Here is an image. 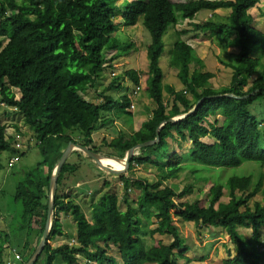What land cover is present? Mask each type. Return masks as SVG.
<instances>
[{"label": "trees", "instance_id": "1", "mask_svg": "<svg viewBox=\"0 0 264 264\" xmlns=\"http://www.w3.org/2000/svg\"><path fill=\"white\" fill-rule=\"evenodd\" d=\"M117 1L0 0V102L22 114L31 134L27 143L36 145L42 158L24 173L14 196L19 205V227L26 233L24 248L29 250L25 258L15 252L21 258L20 264L30 261L42 240L49 203L45 190L50 188L64 147L74 143L122 163L131 148L155 140L163 122L158 143L136 149L126 173L116 168L109 171L107 164L79 149L71 151L58 175L50 235L34 264L42 255L46 264L57 260L64 264H119L116 256L101 248L103 243L105 248L111 244L118 249L120 264H180V260H188L185 254L191 247L175 220L194 223L204 230L224 229L235 245V255L231 257L228 250L229 259L224 264H264L260 262L264 251V204L255 200L261 183L254 184L252 176L224 177L227 169L249 162L264 165V70H260L264 33L254 27L252 14L261 0ZM220 9H231L227 19L217 22L210 18L191 23L189 28L183 26L201 11L214 16ZM118 15L120 25L132 28L140 23L150 34L146 97L155 102L156 108L138 131L131 127L130 132H119L98 147L92 137L102 124L125 116L132 126L129 110H133L130 107L135 101L123 92L130 87L142 90L143 85L141 72L134 69L112 72L114 61L124 54V45L115 37ZM170 26L177 39L169 50V67L176 71L181 90L164 85L160 66L165 51L163 37ZM194 32L216 33L226 48L237 49L235 64L219 58V69H232L228 86H211L215 74L205 70L204 60L183 40ZM111 51L114 55L109 57ZM106 72L115 75L98 93ZM96 94L101 101L95 100ZM167 95L172 101L165 99ZM201 100L192 114L176 123L167 122L191 112ZM255 104L261 105V119L254 112L258 108ZM184 145L189 148L180 153ZM28 150L8 136L0 123V172L6 168L2 163L4 152L9 153L8 163L13 166ZM84 162L87 168L96 164L105 171L78 177L76 172ZM148 167L155 170L153 180L137 176L138 170ZM186 171L194 180L180 189L174 182ZM219 174L222 181L218 180ZM194 181L213 183L207 198L186 200L194 194ZM84 185H89L87 191ZM75 189L90 195V221ZM224 190L228 202L221 201ZM132 193L136 196L131 203ZM251 200L256 202L253 206ZM61 214L73 219L76 232L71 244L53 247L51 242L56 238H68L62 229ZM17 220L0 214L1 226L7 225L3 244L9 243L12 235L7 228ZM242 227L251 229L249 239L241 234ZM155 234L166 235L172 241L154 240L146 249L139 236L152 240ZM8 247L0 244L4 262L11 254L9 249L5 256L4 248Z\"/></svg>", "mask_w": 264, "mask_h": 264}, {"label": "rangeland", "instance_id": "2", "mask_svg": "<svg viewBox=\"0 0 264 264\" xmlns=\"http://www.w3.org/2000/svg\"><path fill=\"white\" fill-rule=\"evenodd\" d=\"M123 0H118L117 4H121ZM130 1V0H128ZM182 1V0H180ZM207 14L208 11H202L200 13ZM228 12V16L225 17L226 19L229 17L230 13H231V9L227 11ZM252 14L254 16V27H256L257 29H259L262 33H264V0H261V4L258 5L256 8L252 9ZM215 21H220L218 17L215 18ZM120 22V15L117 16V18L115 19V23L117 26H119ZM185 26V25H184ZM131 30V31H130ZM144 30V31H143ZM143 30L141 29V27H136L133 29H126V30H122L120 29V32L117 33V35L115 36L117 38V40L120 42V44H128L130 42H132L129 50H133L134 53V58L131 57L129 59L130 64L127 66V68H138V70L141 72L142 74V90L140 92V94L138 96H133V90L134 88L130 87V90L127 92H123V94L128 95L129 98L133 99L136 103L135 105V109L133 110V113L135 116H137V114H139V112H141V107L138 106L137 104L139 103V99L141 97H146V93H147V85H148V79H147V71L148 70V60L146 57H144V52L147 49L148 44L151 41L150 38V34L148 33L147 30H145L143 28ZM197 35L193 36H200L202 33L200 32H196ZM205 33V32H204ZM130 36V37H129ZM201 37V36H200ZM206 38V45L207 46V50H208V55H207V59H206V63H207V71L213 72L215 74V77L211 80V86L214 89H220L222 87L228 86L229 82L231 81V77H232V69L229 67H221L220 69L217 70V68L215 67V59L212 56V51H214V55L216 54V50L219 52L218 56L223 55L224 58L223 60L226 61L227 64H235V56L234 55H229L230 53L228 52H237V49L234 47H229L226 48L225 45L222 43V41L219 39V36L216 33H212V32H206V34H203V38ZM127 38H131L129 39V41L127 40ZM198 38V37H197ZM218 38V39H217ZM176 36L174 33V29L172 26H170L166 32V34L163 37V43H164V53L165 56H162V58L160 59V66L161 69L164 73V85L168 84V85H174L176 88L178 87H182L178 77L175 75V73H173V71H171V73L169 72V70H171V68L169 67V63H170V56H169V50L171 49L173 43L176 41ZM186 39V40H184ZM183 40L185 42H187L188 44L193 43V40L190 41V39L187 40L186 37L183 38ZM126 41V42H125ZM125 42V43H123ZM226 52H225V51ZM210 51V52H209ZM112 52L108 53L111 54ZM228 54V55H227ZM105 55L107 57V52H105ZM146 58V59H145ZM261 71L264 70V60H262V64H261ZM111 76V74L109 72H106L103 75V79H101L100 83L101 87L100 90L104 88V86L107 85L109 79L108 77ZM102 80L103 85H102ZM16 92V91H15ZM107 96H109L108 93H106ZM16 96L19 97V93L16 92ZM1 98V97H0ZM165 99L167 101H172L171 98L167 96H165ZM254 106H258L257 109L254 110V112L256 113V115L258 116L259 119H261L260 117L262 116V114H258V112H260V106L261 105H254ZM253 106V107H254ZM252 107V110H253ZM262 107V110L264 112V107ZM264 115V113H263ZM126 118V117H125ZM219 121L221 122L223 120V118L220 116L218 117ZM0 123L3 124L6 127L8 136L12 135L16 140L20 141L21 147L24 150H28L30 148H32L31 150H28L26 152V155L20 159V161H18L15 165L13 166H9V153L4 152L2 154V163L3 165L6 167L4 168V170H1L0 172V214L4 215V216H10L12 218H14L15 220H17V216L19 214V205L18 203L15 202L14 200V196L16 194V189H17V184L18 182L23 178L24 173L29 170L32 169L33 166H35L37 163L41 162L42 158L40 156V153L38 152V148L36 145H32V144H28L27 141L29 140L30 137V131L28 129V127L25 125L24 122V118L22 116V114H20L17 111H13L11 109H8L6 107L5 104H3L2 102H0ZM140 123V122H139ZM140 124H138L136 126V128L139 127ZM114 126V125H113ZM112 129H116V127H111ZM124 132H127L126 129L122 130ZM116 134V133H115ZM110 136H113L114 133L113 132H109ZM205 141L212 143L213 141L211 139H205ZM29 146V148H28ZM33 146V147H32ZM174 146V145H173ZM264 149V145L262 146ZM175 148V146H174ZM189 148V145H184L182 147V150L179 149L180 153H185ZM66 147L63 148V150L65 151ZM176 149V148H175ZM178 151V149H176ZM189 158V157H187ZM87 162H84V165L82 166V168L76 172L77 176H84L86 178L93 176V174L100 172L102 173L103 170L101 169L100 165H92L90 168H87L85 166ZM92 164V163H91ZM210 169H205V171H209ZM121 172H126L127 169L121 168L120 169ZM227 173H224V177H229L231 175H242V176H252L253 177V181L254 184L257 183H261L258 191H257V195H256V199L257 201L261 202L262 205L264 204V165L258 163V162H249L244 164L243 166L236 168V169H227L226 170ZM141 173L137 174V176H143V177H150L152 180L154 179L153 176H145L147 174H145L146 172L141 170ZM201 174V173H200ZM221 174H219V178L220 179ZM73 177V176H72ZM70 178V180H72L73 178ZM81 180V179H79ZM194 180V176L189 172L186 171L185 173H183L181 175V177L175 181L174 183H177V185L180 186V189H182L186 184L191 183ZM74 181V182H73ZM73 185L75 184V180H73ZM222 181V180H221ZM173 182V181H172ZM172 182L167 183V185H170ZM194 187H195V191L194 194H192L191 196H188L186 198L187 201H194L198 198L204 199L207 198L209 196V189L210 187L213 185L212 182H203V181H194ZM89 186V185H88ZM87 185L83 186V189L87 191V189L89 188ZM74 187V186H73ZM75 188V187H74ZM77 188V187H76ZM121 188V187H120ZM255 186L251 188V190H254ZM100 189V188H99ZM76 194H78V199L80 200V202L82 203V208L83 211L85 212L87 219L90 221L92 219V213H91V200H90V195L88 196V193H80L79 189H75ZM250 190V191H251ZM121 194H124V191L122 190ZM45 196H46V202H49V198H50V188L45 190ZM135 196L136 194L132 193L130 194V202H134L135 200ZM228 193L227 190H224V197H222L221 201L224 202H228ZM256 202H252V200L250 201V205L253 206V204ZM125 204L121 203V208L125 209ZM153 212H156L155 210H153ZM61 221H62V229L64 230V232L66 234H68V238L65 241L64 238H56L54 242H51L53 247H57L59 245H61L64 242H68L71 244V239L74 237V233L76 232V223L73 221V219L70 216L61 214ZM151 222H154V217H151ZM177 225H178V229L181 233V235L183 236L184 239H186V243L187 245H193V249L194 251H192V254H186V259L188 260H192V262L190 263H186L187 260L183 261L180 260V264H199V260L200 258H205V262L203 264H224V261L229 259V255H228V250L231 252V257L235 255V245L232 243V241L230 240V238L228 237L226 231L222 228L219 229H206L204 230V227L201 228L197 227L196 225H194L193 223H187L186 221L183 220H176ZM186 222V223H184ZM75 224V226H74ZM19 220H17L15 223L12 224V226H10L9 228H7V232L9 231V235H12L8 238V242L9 243H4L3 244V240H5V234L4 231L6 230L5 227H7V225H5L4 223H2V226L0 224V244L4 247H8L7 249L4 248V252H5V256H8V251L10 249L11 254H9V259L6 260L5 257V262L2 261V257L0 256V264H20V260L17 258L16 253H20L21 256H23L24 258L28 255V248L25 249L24 248V243L26 242V233L24 230L20 229L19 227ZM241 234L244 235V237L246 239H249L251 236V229L250 228H241L240 229ZM65 234V235H66ZM74 234V235H73ZM143 242V245L145 246L146 249H150V245L152 246L154 243V240H158V239H152L150 240L149 236L141 237L139 236ZM188 240V241H187ZM199 241V242H196ZM6 244V246H5ZM104 244V243H103ZM101 244V248L105 251H107L108 253L116 256L118 263H121V258L118 252V249L116 247H111V248H105V246ZM199 244H201V246H199ZM191 247V246H190ZM108 249V250H107ZM3 252V253H4ZM4 259V258H3ZM10 261V262H8ZM8 262V263H7ZM260 262L264 263V251L263 254L260 257ZM37 264H46V259L45 257L42 255L41 259L39 260V262ZM54 264H64L62 261L57 260L56 263Z\"/></svg>", "mask_w": 264, "mask_h": 264}, {"label": "crops", "instance_id": "3", "mask_svg": "<svg viewBox=\"0 0 264 264\" xmlns=\"http://www.w3.org/2000/svg\"><path fill=\"white\" fill-rule=\"evenodd\" d=\"M172 2H187L188 0H182V1H180V0H171ZM228 10H230V9H224V10H222V9H220V10H217V11H215V13H214V16H213V13H210V12H207V14H204V12L203 13H198V15H196V17L193 19V20H188V21H185L184 23H183V26L185 25V28H189L190 27V24L191 23H199V22H201V21H206V20H208V19H210V18H213L214 20H215V18L216 17H218L219 18V20H224L225 19V17H227L228 16ZM202 12V11H201ZM211 15V16H210ZM121 20V19H120ZM121 23V22H120ZM136 27H141V29L143 30V27L141 26V24L139 23V24H137L135 27H132V28H128V27H124L123 25H119L118 26V32L117 33H119L120 32V29H122V30H126V29H133V28H136ZM178 30H180V28L178 27L177 28ZM131 31V30H130ZM144 31V30H143ZM203 34H206V32L205 33H202L200 36H193L194 35V33H191V34H188V35H185L184 37H186L187 38V40L188 39H190V41H192L193 40V43L194 44H192V43H190L189 45L195 50V52L197 53V55L202 59V60H204V62H205V66L207 65V63H206V59H207V55H208V50H207V46H205L206 45V38L204 37L203 38ZM195 35H197V33H195ZM130 37V36H129ZM183 37V38H184ZM198 37V38H197ZM129 39H131V38H127V40L129 41ZM218 39V38H217ZM184 40H186V39H184ZM130 42V41H129ZM130 43H132V42H130ZM129 44V43H128ZM124 45V44H123ZM121 48V47H120ZM122 50H124V54H122L119 58H117V60H115L114 61V63H113V69H112V72H114V73H116V74H120L123 70H127V69H132V68H127V66L130 64V61H129V59L131 58V57H133L134 58V53H133V50H129V45H124L123 47H122ZM225 51V50H224ZM112 52V51H111ZM117 52V51H116ZM115 52V53H116ZM210 52V51H209ZM226 52V51H225ZM114 52H112L111 54H109L108 56L110 57V56H112V55H114L113 54ZM212 53V56L214 57V59H215V67L217 68V70L219 69V58H221V59H223L224 58V56L223 55H220V56H218V54H219V52L216 50V54L214 55V51H212L211 52ZM228 53H230L229 55H235L236 54V52H228ZM228 55V54H227ZM163 56H165V53L163 54ZM144 57H146L147 58V49L145 50V52H144ZM145 58V59H146ZM162 58V57H161ZM134 70H136V71H138V72H140L139 70H138V68H133ZM205 70L207 71V66H206V68H205ZM146 71H148V70H146ZM171 71H173V73H175V75H176V71H174L173 69H171V70H169V72L171 73ZM111 74V76H112V73H110ZM111 76H109L108 77V79H109V81H108V83L110 82V80H111ZM103 80H102V85H103ZM108 83H107V85H108ZM106 85V86H107ZM104 88H105V86H104ZM176 88V87H175ZM177 90H181V88L180 87H178V88H176ZM99 90H100V88H99ZM98 90V93H101L102 91H99ZM141 92V91H140ZM95 100L97 101H101L102 100V98L99 96V94H96V96H95ZM135 105H136V103H135ZM138 106H140L141 107V112H139V114H137V116H135L134 115V113H133V110L135 109H133V110H129L131 113H132V115H133V122H132V126H130L129 127V124L127 123V119L125 118V116H122L121 117V119H117V120H115V121H113V123H112V121L110 120L109 122H107V123H104V124H102L95 132H94V134H93V137H92V139H93V144L95 145V146H98V147H102L103 146V143L105 142V141H109V140H112V139H114L115 137H117V134L119 133V132H122V130H124V129H126L127 130V132H130V129L129 128H131L132 127V129L131 130H133V131H138L139 129H140V127H141V125H142V123L143 122H145V121H147L151 116H152V112H153V110L156 108V104H155V102L152 100V99H150V98H147V97H141L140 99H139V103L137 104ZM128 111V110H127ZM140 122V123H139ZM138 124H140L139 125V127L138 128H136V126L138 125ZM114 125V126H113ZM111 127H116L117 128V130L114 128V129H112ZM109 132H113L114 133V135L113 136H110L109 135ZM116 133V134H115ZM94 165H96V164H94ZM101 169L103 170V171H105L104 169V167H101ZM110 171V170H109ZM143 171H145L146 173L145 174H147V175H145V176H153V177H155V170H153V168H150V167H148L146 170H143ZM127 172V171H126ZM125 172V173H126ZM139 173H141L140 172V170H138V172H137V174H139ZM139 177H143V176H139ZM150 178V177H149ZM184 223H186V222H184ZM187 223H191V222H187ZM175 224H176V226H178L177 225V222H176V220H175ZM194 224V223H193ZM74 226H75V224H74ZM179 227H180V225H179ZM76 230V229H75ZM74 234H75V232H73ZM66 234V233H65ZM73 234V235H74ZM66 235H68V234H66ZM154 239H158V240H163L165 243H169V242H171L172 241V239L170 238V237H168V236H166V235H160V234H155L154 235ZM186 239H188V238H186ZM64 240L66 241L67 239H65L64 238ZM188 241V240H187ZM196 242H199V241H196ZM190 245V244H189ZM191 246V250L190 251H187L186 252V254H192L193 252L192 251H194V249H193V245H190ZM199 246H201V244H199ZM113 248L114 246L113 245H109L107 248ZM108 250V249H107ZM186 254H185V256H186ZM233 257V256H232ZM8 262H10V261H8ZM190 262H192V260H187L186 261V263H190ZM199 262V264H203L204 262H205V258H200V260L198 261Z\"/></svg>", "mask_w": 264, "mask_h": 264}, {"label": "water", "instance_id": "4", "mask_svg": "<svg viewBox=\"0 0 264 264\" xmlns=\"http://www.w3.org/2000/svg\"><path fill=\"white\" fill-rule=\"evenodd\" d=\"M227 96H233V95H227ZM234 97V96H233ZM202 102L199 101L196 105V107L189 113L187 114H184L182 116H179V117H175V118H172L170 120H168L167 122H172V123H176L182 119H184L185 117H187L188 115L192 114L196 109L197 107L200 105V103ZM165 122H163L159 128L157 129V137L155 140L153 141H150V142H147V143H144V144H141V145H137L133 148H131L129 151H127L126 155H125V158H124V161L122 163H118V162H115V161H112L106 157H102L98 154H95L93 153L89 148L87 147H84V146H81V145H76L74 143H70L68 144V147L67 149L65 150V152L63 153L57 167L55 168L54 170V173L52 175V178H51V184H50V198H49V203H48V217H47V222H46V226H45V231H44V234H43V237H42V240L39 244V246L37 247L34 255L32 256V258L30 259V261L27 263V264H34L37 257L41 254L43 248H44V245L46 244L48 238H49V235H50V231H51V223H52V212H53V207H54V199H55V195H56V190H57V179H58V175H59V172L61 171L62 167H63V164L65 163L67 157L69 156V154L71 153L72 150L74 149H79L81 151H83L85 154H87L88 156H90L91 158H94L96 160H99V161H102V162H105L107 163L108 165V170H112L114 167H112L111 165H109V163H116L118 164L119 166L123 167L124 169H128V166H129V161L131 159V156H132V153L138 149V148H141V147H146V146H150V145H153V144H156L158 143L159 141V133H160V128L164 125ZM117 169V168H116ZM120 171V168L118 169Z\"/></svg>", "mask_w": 264, "mask_h": 264}, {"label": "built area", "instance_id": "5", "mask_svg": "<svg viewBox=\"0 0 264 264\" xmlns=\"http://www.w3.org/2000/svg\"><path fill=\"white\" fill-rule=\"evenodd\" d=\"M114 75H115V74L112 73V76H114ZM140 91H141V89H140L139 87H136V88L133 90V93H132L133 96H135V97L138 96V95L140 94ZM130 108H131V109H134V108H135V104L132 103ZM17 258L20 259V256L18 255Z\"/></svg>", "mask_w": 264, "mask_h": 264}, {"label": "bare ground", "instance_id": "6", "mask_svg": "<svg viewBox=\"0 0 264 264\" xmlns=\"http://www.w3.org/2000/svg\"><path fill=\"white\" fill-rule=\"evenodd\" d=\"M105 163V162H104ZM105 164H107V163H105ZM109 165H111L112 167H114V168H117V169H121V168H123V167H121V166H119L118 164H116V163H109Z\"/></svg>", "mask_w": 264, "mask_h": 264}, {"label": "clouds", "instance_id": "7", "mask_svg": "<svg viewBox=\"0 0 264 264\" xmlns=\"http://www.w3.org/2000/svg\"><path fill=\"white\" fill-rule=\"evenodd\" d=\"M21 259V258H20Z\"/></svg>", "mask_w": 264, "mask_h": 264}]
</instances>
